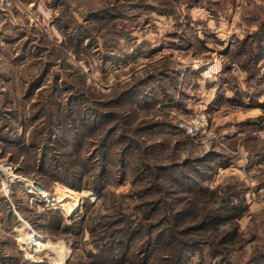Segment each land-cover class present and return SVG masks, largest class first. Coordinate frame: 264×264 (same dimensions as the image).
Listing matches in <instances>:
<instances>
[{"label": "rangeland", "instance_id": "1", "mask_svg": "<svg viewBox=\"0 0 264 264\" xmlns=\"http://www.w3.org/2000/svg\"><path fill=\"white\" fill-rule=\"evenodd\" d=\"M25 1L59 39L0 2V127L28 148L71 111L74 168L40 172L42 149L0 137V249L15 264H264V115L228 117L264 110V0Z\"/></svg>", "mask_w": 264, "mask_h": 264}, {"label": "trees", "instance_id": "2", "mask_svg": "<svg viewBox=\"0 0 264 264\" xmlns=\"http://www.w3.org/2000/svg\"><path fill=\"white\" fill-rule=\"evenodd\" d=\"M202 1L203 0H201V2ZM109 16H110V14H108V13H106L102 17H100L99 15H96V21L104 22V20H102V19H105V17L107 19ZM247 43L248 44H254V43H252V41L250 39L247 40ZM239 45H242V44H239ZM151 83H152V81H151ZM49 110H51V108ZM66 117H68V115L63 111H59L58 115H55L54 112L50 113L48 115V119H47V122L45 125L46 127H44L43 130L39 133L41 138L38 140H33L32 143L30 144V146L28 145V148H26L27 146L24 144V142H22L24 140V137H21V138L18 137L17 140L10 141V137L8 138L6 136V133H7L6 131L8 129V126H1L0 127V137L5 142H7L9 140L10 145L13 146L14 148L18 149V150H22V148L24 147V149H26V150L35 151V153H37V151L39 149H42L44 152V154H43L44 157H42V161H40V164H37L39 171L40 172L41 171H47V172L52 171V174L56 178H58L60 180H65L66 177L68 176V171L73 170V168H74L73 166H71V164H69V162L68 163L65 162L64 165L61 162V158H62L63 154L66 156H71V152H69L67 150L68 148L66 145V141H67L66 134H67L68 129L65 128L66 126H60L62 123V118H66ZM66 121L68 123L73 121V114L71 113V111L69 112V117L66 118ZM47 126H48V128H47ZM96 127L99 128V126H96ZM64 129H66L65 132H64ZM7 134H9V133H7ZM110 139L111 138H109L108 141ZM73 141H74V143H76L78 145V139H77L76 135H73ZM83 141H84V139H83ZM101 142L102 143L105 142V137H103V140ZM58 146H59V149L61 151L58 149ZM58 151H59V153H58ZM50 152H53V154H56V155H54L53 159H51V161L54 163V166L48 165L49 167H51V168H48L47 163L45 161H47L46 159H47L48 154ZM55 158H57L58 160L55 161ZM65 166L67 167V171H66ZM64 188H65V186H64ZM1 207L4 211L6 210V212H7L8 224L9 223L10 224L15 223L14 222L15 218H14V214L12 213L11 207L8 206L6 202H3ZM26 211H28V210H26ZM36 217H38L37 214H36L35 218ZM59 226H60V224L56 225L55 227H59ZM146 229L149 230V229H155V228H154V226H148V227H146ZM13 263L14 262H13L12 258L7 255V252L0 249V264H13Z\"/></svg>", "mask_w": 264, "mask_h": 264}, {"label": "built area", "instance_id": "3", "mask_svg": "<svg viewBox=\"0 0 264 264\" xmlns=\"http://www.w3.org/2000/svg\"><path fill=\"white\" fill-rule=\"evenodd\" d=\"M1 5L6 10L17 11L29 26L36 29L41 35L49 40L59 39L57 29L51 22L45 4L42 1L27 2L25 0H0ZM74 57V56H73ZM34 194L39 198V202L49 201V195L40 188H34ZM37 199L32 198V203Z\"/></svg>", "mask_w": 264, "mask_h": 264}, {"label": "crops", "instance_id": "4", "mask_svg": "<svg viewBox=\"0 0 264 264\" xmlns=\"http://www.w3.org/2000/svg\"><path fill=\"white\" fill-rule=\"evenodd\" d=\"M237 20L234 21V23H236ZM218 33L219 30H218ZM220 37V35H218ZM240 39V37H239ZM230 40H228L229 42ZM227 42V40H226ZM230 43V42H229ZM227 43H224V46H226ZM260 115H264V110H253V111H233V112H230L228 113V117L230 119H232V121H230V123L234 121V123H237V122H240L241 120H244L250 116H254V117H257V116H260ZM222 123V122H221ZM226 124V123H225ZM220 127H225V126H220ZM229 129H235V126H227ZM225 131V130H224Z\"/></svg>", "mask_w": 264, "mask_h": 264}, {"label": "bare ground", "instance_id": "5", "mask_svg": "<svg viewBox=\"0 0 264 264\" xmlns=\"http://www.w3.org/2000/svg\"><path fill=\"white\" fill-rule=\"evenodd\" d=\"M217 64H218V63H217ZM217 64H215V65H217ZM214 67H215V66H214ZM214 67H213V68H214ZM38 247H41V246L39 245Z\"/></svg>", "mask_w": 264, "mask_h": 264}]
</instances>
